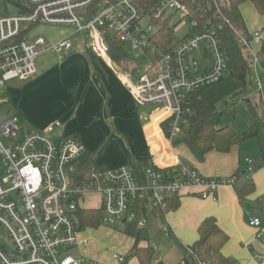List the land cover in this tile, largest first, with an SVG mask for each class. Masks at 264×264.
I'll list each match as a JSON object with an SVG mask.
<instances>
[{"label": "built area", "instance_id": "2783aa9c", "mask_svg": "<svg viewBox=\"0 0 264 264\" xmlns=\"http://www.w3.org/2000/svg\"><path fill=\"white\" fill-rule=\"evenodd\" d=\"M18 13L0 17V91L14 80L36 76V60L47 51L62 53L72 44L63 40L43 46L41 39L30 40V27L38 24L74 27L87 32L92 51L108 60L110 67L140 104L160 103L156 121L167 148L180 134V124L191 113L189 95L219 82L227 74L223 33L229 28L252 56L254 93L264 110V71L251 43L260 42L259 31L244 35L227 15L226 0H6ZM173 15L179 22L172 25ZM178 24L188 32L176 36ZM168 25L176 44L169 52L172 37H162ZM108 36L127 50L131 61L143 54L148 65L132 69L115 64L108 56ZM118 67H117V66ZM3 103L0 100V105ZM17 118L0 125V227L10 237L15 255L0 248V264H107L88 259L81 250L89 241L79 240L88 224L105 228L135 225L145 228L153 209L185 191L200 199L217 200L221 187H233L236 177H205L182 164L171 154V164L149 165L141 172L130 165L114 168L91 166L85 162L86 149L71 135L59 132L58 120L41 131L31 130L14 142ZM163 123V128L161 124ZM248 172L253 162L248 159ZM92 195L97 208L85 207ZM98 210L101 217L81 222V212ZM250 225L260 226L253 218ZM164 236L168 231L161 228ZM156 250V245L149 244ZM189 254L192 250L185 247ZM122 261L121 256H114ZM258 262L264 254H256ZM203 264V263H198Z\"/></svg>", "mask_w": 264, "mask_h": 264}, {"label": "crops", "instance_id": "0c3cea01", "mask_svg": "<svg viewBox=\"0 0 264 264\" xmlns=\"http://www.w3.org/2000/svg\"><path fill=\"white\" fill-rule=\"evenodd\" d=\"M50 53L43 52L37 58L35 77L20 81H30L26 90L30 99L41 101V108L50 113L43 117L39 126L44 127L56 120L61 122L59 132L78 138L85 146L86 154L95 158V165L104 168L131 166L133 160L146 162L148 166L171 164L169 157L173 154L179 162L193 167L202 176L229 178L237 172L246 173L248 159L254 165L258 163L260 151L255 141L238 142L228 153L211 151L203 162H198L184 145L168 149L156 119L141 122L146 115L138 113L132 96L108 60L82 46L73 48L72 45L70 50L61 54ZM8 87L7 84L3 89ZM1 96L3 103L18 106L16 94L11 92L8 97V91H5ZM243 130L239 131L237 139ZM139 140L142 141V148L135 146ZM252 179L255 192L243 199H239L233 187L229 186L218 190L216 201L200 199L184 191L179 197V207L166 213L164 221H159V229L165 228L168 236H164L165 242L156 256V262L163 264L162 260L167 264H180L184 248L199 239V225L204 219L214 217L229 237L222 248L224 256L234 264H264V261L258 262L254 258L256 254H264V218L256 202L264 193V167L254 171ZM253 218L260 220V226L250 225ZM97 227L88 228L87 234L79 235L80 240L89 241V246L81 253L90 260L111 264L106 253L98 248L95 237L100 234V229L119 234L111 228ZM125 236L130 241L128 253L134 239ZM147 245L149 242L141 243V246ZM123 255L114 256L124 258ZM114 256L113 260L120 262ZM130 261L139 264L136 258Z\"/></svg>", "mask_w": 264, "mask_h": 264}, {"label": "trees", "instance_id": "16d2710c", "mask_svg": "<svg viewBox=\"0 0 264 264\" xmlns=\"http://www.w3.org/2000/svg\"><path fill=\"white\" fill-rule=\"evenodd\" d=\"M250 3L256 12L264 15V0H226L228 7L227 15L234 25L244 29L245 23L241 14V7ZM162 37H172L173 32L168 25L162 28ZM224 49L227 59V74L219 82L198 90L189 95L191 113L184 116L180 124V134L173 142V146L184 145L192 156L203 162L205 156L211 152L228 153L232 146L238 142L255 141L259 147L260 156L256 165L253 164L252 171L246 173H235L236 181L233 189L239 199L246 198L255 192V183L252 173L264 167V110L258 95L254 100L248 96V91L253 87L252 56L249 50L240 44L234 32L227 28L223 33ZM177 40L171 39V46H159L164 52H169L170 47ZM90 52V50H89ZM108 56L117 65L128 66L130 56L114 37L108 36ZM92 54V53H91ZM264 57V48L260 52ZM93 55V54H92ZM241 99L246 103L249 111V126L237 139L236 132L229 125H222L225 115L224 107L229 102ZM163 123L161 127L163 128ZM85 162L95 165V158L85 154ZM148 166L143 161L131 162V168L141 172ZM257 206L264 218V193L257 200ZM180 205L179 198H170L152 211L145 228L135 225H124V234L134 239L133 246L123 258V264L130 259L136 258L139 264H152L155 250L150 245L141 246L143 242H149L153 224L164 221L166 213L176 210ZM81 222L91 219L93 222L101 217L98 210H85L81 212ZM87 228H98L88 224ZM199 239L189 248V254L184 248V257L180 264H234L232 260L222 253L223 246L227 243L228 235L220 229L214 217H208L198 227Z\"/></svg>", "mask_w": 264, "mask_h": 264}, {"label": "rangeland", "instance_id": "374dc122", "mask_svg": "<svg viewBox=\"0 0 264 264\" xmlns=\"http://www.w3.org/2000/svg\"><path fill=\"white\" fill-rule=\"evenodd\" d=\"M18 13L17 7L10 4L9 1L0 0V17L4 15H14ZM241 14L244 19L245 27L242 29V33L247 35L248 33H252L255 31H259L261 34L262 41L261 42H252L251 49L252 52L257 54L259 57V62L264 71V57L261 56L260 52L264 47V15H260L256 12L254 7L250 3H246L241 7ZM179 22V15H173L171 19V24H177ZM188 32L187 24H178L176 29V36L178 38L184 37ZM27 38L30 40L41 39L43 41V46H52L63 40H68L74 47H85L90 48L92 50V40L88 36L87 32H76L74 27L69 26H53L47 24H38L30 27ZM52 53H57L54 51H49ZM61 54V53H57ZM131 56L137 55L138 58L129 62V69H141L143 70L147 65L148 61L146 57L138 51L130 52ZM117 66V65H116ZM30 84V81H14L8 83V89H3L2 92L8 91V97L11 96V92L16 94L18 98V106L14 107L10 103H2L0 105V125L6 122L13 117L17 118L16 127L18 132L15 134V137L11 138V140L7 141L2 139L3 144H7L10 142H14L15 140L21 138L28 131L31 130H43L44 127H40L41 121H43V117H47L50 113L47 110H44L42 107L41 101H32L30 99V95H28L27 85ZM0 91V100L1 98ZM248 96L251 100L256 98V94L252 89L248 91ZM4 102V101H3ZM135 102V101H134ZM35 103V104H34ZM135 106L137 107V111L139 114L146 115L144 120L141 119L142 123H146L152 121L157 118L156 111L159 110L161 104L153 103V104H140L135 102ZM225 115L222 119V125H229L233 130L238 133L240 130H246L249 126V111L246 106V103L237 99L234 102H229L224 107ZM243 130V131H244ZM135 146L137 148H142V141L139 140L136 142ZM99 206V198L96 195H92L91 197L85 200V207L97 208ZM159 222L153 224L151 228V238L149 240V244H153L157 246V250H155V256L152 260V264H158L156 262V256L160 254L161 248L164 241V234L161 232V228L159 229ZM162 227V226H161ZM114 232H117L119 235L110 234L106 232L104 229H100V234L96 235V241L98 242L97 246L102 253H106L108 256V261L111 264H123V260L120 262H115L113 260L114 255H122L125 256L127 254V247L130 245V241L127 239L125 235H122L121 232L122 227L120 225H115L114 228H111ZM88 228L84 231L87 234ZM0 248L6 253L8 256L12 257L15 255L13 243L8 236L7 232L0 227ZM163 264H167V262L162 261ZM128 264H134L130 260L127 262Z\"/></svg>", "mask_w": 264, "mask_h": 264}, {"label": "bare ground", "instance_id": "6f19581e", "mask_svg": "<svg viewBox=\"0 0 264 264\" xmlns=\"http://www.w3.org/2000/svg\"><path fill=\"white\" fill-rule=\"evenodd\" d=\"M80 240V239H79ZM85 240V239H84Z\"/></svg>", "mask_w": 264, "mask_h": 264}]
</instances>
